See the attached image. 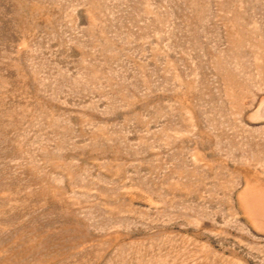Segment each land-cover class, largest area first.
<instances>
[{"label":"rangeland","instance_id":"obj_1","mask_svg":"<svg viewBox=\"0 0 264 264\" xmlns=\"http://www.w3.org/2000/svg\"><path fill=\"white\" fill-rule=\"evenodd\" d=\"M0 264H264V0H0Z\"/></svg>","mask_w":264,"mask_h":264}]
</instances>
